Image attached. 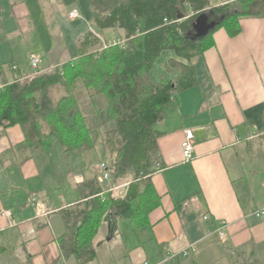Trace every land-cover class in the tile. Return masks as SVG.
I'll use <instances>...</instances> for the list:
<instances>
[{
	"label": "crops",
	"instance_id": "crops-1",
	"mask_svg": "<svg viewBox=\"0 0 264 264\" xmlns=\"http://www.w3.org/2000/svg\"><path fill=\"white\" fill-rule=\"evenodd\" d=\"M37 2L39 14L32 0H0V92L37 74L31 54L41 58L39 72L48 73L80 56L88 32L101 41L125 37L121 29L98 32L92 20L88 29L77 25L69 33L62 24L82 18L78 3ZM73 9L79 18L69 17ZM240 24L236 36L225 28L214 33V45L196 60L198 84L178 92L155 125L163 163L152 175L159 207L139 223L114 208L94 239L97 257L87 264H264V219L255 215L264 208V17H245ZM165 57L157 79L166 72L170 55ZM98 97L86 121L94 143L95 129L109 127L98 119L106 105L102 98L98 107ZM187 129L195 132L190 160L182 147ZM91 150L64 152L56 145L45 153L28 142L20 125H0L1 264H56L66 232L61 212L87 200L93 177L115 198L127 193L132 176L101 181V162L111 163L90 165ZM222 221L229 223L225 240L218 232ZM62 263L77 264L74 257Z\"/></svg>",
	"mask_w": 264,
	"mask_h": 264
},
{
	"label": "trees",
	"instance_id": "trees-1",
	"mask_svg": "<svg viewBox=\"0 0 264 264\" xmlns=\"http://www.w3.org/2000/svg\"><path fill=\"white\" fill-rule=\"evenodd\" d=\"M89 2L97 31L123 30L126 47L103 46L100 37L88 32L78 58L51 72L16 80L0 92V125H20L28 142L45 153L56 145L64 152L92 149L95 143L86 121L93 113L95 97L104 95L102 124L109 125L104 145L113 155L110 174L116 182L132 176L122 198L105 192L97 176L93 177L87 200L62 210L66 232L60 238L63 258L56 264L69 257L77 264L94 260V239L114 208L119 216L139 223L159 207L152 175L157 164L163 163L161 133L155 125L165 119L178 92L198 84L196 60L214 45L218 29L236 36L242 18L264 17V0ZM1 10L0 4V15ZM202 15L214 25L198 36L195 23ZM166 53L170 55L166 72L157 79L156 64ZM174 70L178 76L172 78ZM5 250L0 242V256Z\"/></svg>",
	"mask_w": 264,
	"mask_h": 264
},
{
	"label": "rangeland",
	"instance_id": "rangeland-1",
	"mask_svg": "<svg viewBox=\"0 0 264 264\" xmlns=\"http://www.w3.org/2000/svg\"><path fill=\"white\" fill-rule=\"evenodd\" d=\"M32 1H34V3L31 4V8L36 9V13L39 14V12H40V10H39L40 3L37 2L38 0L37 1L36 0H32ZM223 1H225V0H217V3H220V2H223ZM63 2H64V5H67V6L70 5L69 7H71V6L75 5L76 3H78V5H79L78 8H79L80 13L82 14L81 15L82 18L78 19L77 21H70L69 19L66 18L67 20L64 22V25L62 24V27H64L66 29V31H69V33H74V32H76V30L84 29V27H86V29H88L90 20L92 18V13H91L89 0H63ZM198 20L200 22V25H199L200 28L208 29V27H210L211 24H212V23L208 24V21H207L208 19H206L205 15L200 16ZM77 25H79L80 27L77 28ZM42 26H43V29H44V32H45L44 34L46 35V38H47L49 35H48L47 31H46V27L44 25V22H42ZM75 28H77V29L75 30ZM200 31H202V29H200ZM113 33L115 34V32H113ZM105 35L107 37V34H105ZM42 41L44 43L49 42V40L46 41L45 38H43V37H42ZM40 42H41V39L38 38V35L37 36L34 35L33 43L35 45H38ZM166 55H168V54H164L162 56V59H165ZM161 60H159V62L157 63V68L156 69H158L160 67ZM98 96L99 97L96 100L97 101V106L99 105L98 107H101L102 106V102H103L102 98H105V96L104 95H98ZM103 118H105L104 110L100 111V118L98 117V119H103ZM105 129H108V128L107 127H105V128L102 127V129H100V130L99 129H95V131L93 132V138H94V141H95V147L92 148V150L89 152L90 153L89 159H91V162H89V164L92 165V166H97L100 163V161H102V160H108L112 164L113 155L111 154L110 150H106L105 146H104L103 134L105 132L104 131ZM111 181H114V177H112ZM244 261L245 262H243L242 264L249 263V261H247L246 259Z\"/></svg>",
	"mask_w": 264,
	"mask_h": 264
},
{
	"label": "built area",
	"instance_id": "built-area-1",
	"mask_svg": "<svg viewBox=\"0 0 264 264\" xmlns=\"http://www.w3.org/2000/svg\"><path fill=\"white\" fill-rule=\"evenodd\" d=\"M69 17L71 19H76L80 17V13L78 9H73L72 12L69 13ZM103 46L107 45H119L121 47H126L127 39L125 37H118L112 40L103 39ZM30 62L35 68V71L38 73L40 71L39 67L41 64V58L36 54L30 55ZM13 68H17V66H13ZM195 132L193 129H187L185 131V139L183 141L182 147H183V157L185 160H190L194 157V151H195ZM100 167L102 169V175L100 177L101 181H108L111 178V166L106 162H101ZM162 166L160 164H157L156 170H161ZM3 214H6L5 212ZM255 215L258 218L264 219V208L257 210L255 212ZM205 219H208L205 217ZM218 225V232L221 237V239L225 240L227 237V226L229 223L226 221H222ZM143 264H150V262L145 261Z\"/></svg>",
	"mask_w": 264,
	"mask_h": 264
},
{
	"label": "water",
	"instance_id": "water-1",
	"mask_svg": "<svg viewBox=\"0 0 264 264\" xmlns=\"http://www.w3.org/2000/svg\"><path fill=\"white\" fill-rule=\"evenodd\" d=\"M199 25H200V22H199V20L197 19V20H196V23H195V27H196L197 35H198V36H202V35H205V34L207 33V31L209 30V28L213 27L214 24L212 23L211 26L208 27V29L200 28ZM200 29H202V31H200Z\"/></svg>",
	"mask_w": 264,
	"mask_h": 264
},
{
	"label": "bare ground",
	"instance_id": "bare-ground-1",
	"mask_svg": "<svg viewBox=\"0 0 264 264\" xmlns=\"http://www.w3.org/2000/svg\"><path fill=\"white\" fill-rule=\"evenodd\" d=\"M162 65H164V64H162ZM169 70V69H168ZM154 173V172H153Z\"/></svg>",
	"mask_w": 264,
	"mask_h": 264
}]
</instances>
